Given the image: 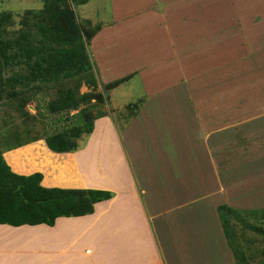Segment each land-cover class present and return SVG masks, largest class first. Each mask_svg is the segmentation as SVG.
<instances>
[{
    "label": "crops",
    "instance_id": "0c3cea01",
    "mask_svg": "<svg viewBox=\"0 0 264 264\" xmlns=\"http://www.w3.org/2000/svg\"><path fill=\"white\" fill-rule=\"evenodd\" d=\"M110 2L114 24L108 25L112 27L119 20L115 0ZM210 4L205 0H134V5H140L134 10L138 14L131 31L136 40L134 48L124 54L118 48L99 51L96 40L104 28L101 24L89 43L98 86L136 75L143 93L139 108L123 118L120 130L110 116L95 119L85 145L74 152H53L38 139L5 150L3 157L12 169L10 154L40 143L38 147L65 156L58 161H68L71 183L47 182L40 169L14 172H41V184L47 187L93 188L110 191L112 196L94 203L92 213L60 216L52 226L0 224V264H182L185 251L189 258L192 255L189 264H235L222 236L217 207L238 208V201L251 207L248 202L253 195L248 192L259 185L261 177L253 179L252 187V175L245 178L236 169L237 175L231 177V170L223 169L237 161L231 151H244L243 159L250 163L254 152L264 151V99L246 92L242 99L235 87H229L226 95L214 87L209 90L200 72L209 61L202 56L194 62L184 57L193 22L195 26L204 23V8ZM201 31L194 33L197 46L222 47L205 45L214 33ZM230 36L227 48L239 44ZM260 54L255 66L243 64L248 70L259 69L254 74L261 80L253 87L264 83V52ZM192 68L197 72H191L195 78L190 80ZM209 107L218 110L212 114ZM242 126L255 129L259 137L247 135L240 141ZM237 142L241 147L234 146ZM125 157L136 173H125L130 171Z\"/></svg>",
    "mask_w": 264,
    "mask_h": 264
},
{
    "label": "trees",
    "instance_id": "16d2710c",
    "mask_svg": "<svg viewBox=\"0 0 264 264\" xmlns=\"http://www.w3.org/2000/svg\"><path fill=\"white\" fill-rule=\"evenodd\" d=\"M41 1V8L0 11V106L8 109L3 123L18 116L24 126L7 127L0 134V224L11 226H52L60 216L90 214L94 203L112 196L100 189L44 186L41 172H14L3 157L5 150L38 139L53 152H74L85 145L95 119L105 114L100 108L105 98L97 90L99 77L89 50L101 23L80 17L76 8L88 0ZM127 78L103 86L110 89ZM82 84L89 90L80 92ZM31 101L34 112L26 108ZM140 104L127 107L136 112ZM47 115L55 116L61 128L40 133L33 124L44 122ZM217 212L235 264H264V246L255 248L257 237L264 243V207L221 204Z\"/></svg>",
    "mask_w": 264,
    "mask_h": 264
},
{
    "label": "rangeland",
    "instance_id": "374dc122",
    "mask_svg": "<svg viewBox=\"0 0 264 264\" xmlns=\"http://www.w3.org/2000/svg\"><path fill=\"white\" fill-rule=\"evenodd\" d=\"M135 1L137 2V0ZM205 1H208L211 4L209 5V7L206 6L204 8V23H202L201 26H195L197 25V23L193 22L194 25L191 28L192 30L190 32L193 33L192 35H190L192 36V38L188 39L189 42L187 41L188 48L186 47L183 50L184 57L188 55V60L194 62L195 60L200 59V57L202 56L207 61H209L207 62L206 69L204 68V70L200 71L201 73L204 72L202 74L206 76V80L208 82L207 86L209 90H211V87H214L220 89V92H223V94L226 95L228 94L229 87H235L239 91L238 93H240L242 99L246 97L245 92L248 94V96L259 95L261 99H264V83L261 82L263 84V87H258V85L256 87H253L258 82V80H261L254 74L255 71H259V69L250 68L248 70L247 67L243 65L249 64V67L255 66V62L261 61V57L259 56V54L264 52H262V50L264 49V36H262L264 34V0H240L241 2H237L238 5H236L235 0ZM214 3L215 5H217L216 8L214 7ZM115 4L117 10V19L119 21H116L117 24L113 25L112 27L108 25L112 23L114 24V19L112 17L113 3L111 5L110 0H88L85 3L76 4V8L80 17L86 15V17L93 20L94 23L104 24V28L99 33L96 40V45L99 51L111 52L118 48L122 52V54H124L126 50H132L134 48V40H136V34L131 33V31H134V16L138 14V12L134 10L138 9L140 5H134V0H115ZM41 7V0H0V11L11 10L13 12H22L24 9ZM211 8H214L216 10L213 9L210 11V13H208ZM225 11H230L231 14H228L226 16H221L219 14V12H221L225 15ZM232 11L234 13H232ZM200 28H202V31L204 33H214V36L212 35V38L209 39L208 43H206L205 45L220 44V46L222 47H217V49L212 50L207 47L197 46V43H195L196 40L194 37V33H198L197 31H201L199 30ZM229 35H231L229 40L231 39L233 42L239 41V44H236V46L234 47L229 46L227 48L226 41H228L227 37H229ZM250 35H253V37H251ZM89 50L91 54L93 50L91 46H89ZM212 56H214V60H212L213 58H210ZM213 61L214 63L210 64V62ZM94 69L95 75L97 76L98 70L93 62V71ZM184 69L185 68H183V70L181 69L180 73L184 71ZM192 69L194 71L189 69L191 74V78L189 77L190 80L192 78H195V75L191 72H197V70H195L194 68ZM245 73H247L248 75H246ZM193 88L194 87L190 86L191 92L194 91ZM88 90L89 88L86 85H81L80 92H86ZM97 90L99 92H103L105 98V102L103 104H100V108L105 111V115L110 116V119L114 120V125L117 124L118 130H120L124 125L125 120L123 118H126V115L131 116L132 114H134L133 108L129 109L128 107L124 106H127L130 103L140 104V102L143 101V98L140 97L143 95V93L141 90L140 82L138 81L136 75L128 77L126 80L121 82L120 85L115 87V89H106L103 85H101L98 86ZM49 92L52 95L55 94V86H52ZM241 92H244V96L241 95ZM26 108L29 111L34 112L35 109L33 101H31V103H29ZM7 110V107L0 106V134L7 127L10 129H22L24 127L21 125L22 118L18 116H16L13 120L10 119L8 123H3V119L7 117ZM217 110L218 109L209 107L208 111L212 112L213 114ZM44 119H46L44 121L45 123L34 122L33 124L35 126L37 124L38 132L41 133L45 128H47V130L49 131H54L61 128L60 124L55 122V116L47 115ZM246 119L247 118L241 117L240 120ZM247 135H249L250 138L251 136L257 138L259 137L255 129L249 126H242L240 141ZM1 136L2 135H0V137ZM0 144H3L1 139ZM39 144L40 143L21 147L16 152L10 154L8 157V161L12 166V169L17 172H28L34 169L44 170L46 174L45 181L50 183H57L60 185L70 184L72 179H70L71 175L69 173L70 170L68 161H58V158L66 159L65 156H56V154L49 152L44 147H38ZM238 144L239 143L237 142V144L234 146H236V148L241 147ZM34 149L35 151L33 152ZM110 153H112V157L115 158V152L111 150ZM231 157L237 161L233 162V164H227L223 169L226 172H229V170H231V177L237 175L236 169L239 171V173L242 172L240 175H243L245 178H249L248 175H252V187L255 186L253 179H257L258 176L261 177L260 181L257 182L259 185L256 186V188H254L253 190H249L248 192L249 194L253 195V199L248 202L250 203L249 205L251 207H245L244 204H241L238 201V208L248 209L264 207V163H262L264 162V151L261 152L260 150L254 152L251 157V159H253L254 161L252 160L253 162L251 163L245 161V158L243 159V157H246L244 151H231ZM258 157L261 158L255 160ZM125 162L127 169L129 168L130 170L129 172H125L126 174L131 173L132 175L133 172H137L136 167L132 166L131 162L129 164L126 157ZM239 227L240 225L236 226V228ZM157 232L158 236H161L160 232ZM248 233H250V231H248ZM260 240L261 237H257L255 248L264 246V243H262V241ZM29 245L30 244L28 243L27 246ZM184 254V261L181 262L182 264H189V260L192 255H190L189 258L188 256H186L187 251H185ZM164 264L168 263L165 261Z\"/></svg>",
    "mask_w": 264,
    "mask_h": 264
}]
</instances>
